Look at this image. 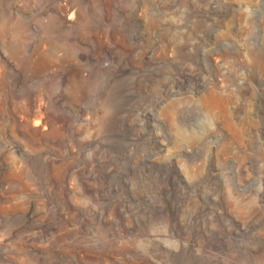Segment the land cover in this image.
Returning <instances> with one entry per match:
<instances>
[{
	"label": "rangeland",
	"instance_id": "obj_1",
	"mask_svg": "<svg viewBox=\"0 0 264 264\" xmlns=\"http://www.w3.org/2000/svg\"><path fill=\"white\" fill-rule=\"evenodd\" d=\"M0 264H264V0H0Z\"/></svg>",
	"mask_w": 264,
	"mask_h": 264
}]
</instances>
